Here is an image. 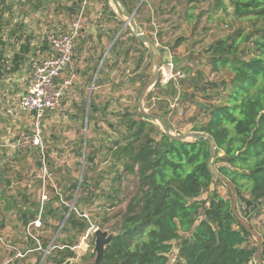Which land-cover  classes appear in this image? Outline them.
I'll use <instances>...</instances> for the list:
<instances>
[{
    "label": "trees",
    "instance_id": "trees-1",
    "mask_svg": "<svg viewBox=\"0 0 264 264\" xmlns=\"http://www.w3.org/2000/svg\"><path fill=\"white\" fill-rule=\"evenodd\" d=\"M95 1L102 3L111 17L117 18L116 12L110 8L112 0ZM202 1L187 0V3L192 7ZM44 3L45 0H0V83L7 76L21 71L32 52V35L17 36V30L25 27L23 19L15 18L17 7L28 6L29 10L39 12L45 9ZM122 3L130 13L134 12L133 0H122ZM215 3L223 4L222 0H215ZM229 3L233 20L247 22L250 28L241 25L232 34L216 40L207 50L213 71L227 69L231 77L223 81L221 90H214L206 97L210 104L208 107L203 105L207 122L197 125L191 132L213 137L217 148L214 166L234 185L238 212L264 242V223L260 229L253 224L254 218L264 216V0H229ZM79 7L74 4L70 10L73 12ZM14 21L17 29L13 28L9 34L16 38L19 51L14 52L9 60L6 58L4 33ZM129 40L144 47L137 64L139 69L148 49L134 34ZM181 42L182 39L178 40L172 49L178 48ZM148 67L145 65V70ZM138 77L141 92L148 79L142 71ZM174 82L167 84L166 89L157 83L155 88L164 99L158 101V110L148 108V113L159 116L170 132H174L167 120L173 112L170 100L185 96V93H178ZM208 86L217 89L219 85L207 83L200 92H208ZM153 95V92L149 93L146 100L150 102ZM97 111V105L91 102L88 123ZM119 116L124 135L111 149V158L116 164H122L125 175L135 180V186L133 189L126 187L124 191L116 189L105 196L109 203L121 205L126 200L127 203L123 211L112 216L106 214L99 225L103 229L110 221L114 222L110 227L112 239L106 246L101 264H170L174 243L177 244L174 264H256L257 241L235 217L228 187L227 197L214 188L216 184H226L208 170V142L205 139L181 141L170 138L154 124L153 119L141 115L138 107L134 113L127 108ZM84 143L89 149L90 141ZM85 157L87 164L93 165L97 153L93 151ZM90 186L85 171L79 207L93 204L96 195L86 191ZM208 192V197L201 199ZM73 199V195L68 197V200ZM68 211L66 208L65 213ZM91 224L85 212H78L76 207L62 229V232L72 233L69 242L63 243L62 249L55 248L49 259L55 264H65L73 258L71 248L74 241L88 232ZM49 245V241L43 240L39 244L37 240H31L34 251H45ZM262 259L264 263V243ZM93 264H97L96 261Z\"/></svg>",
    "mask_w": 264,
    "mask_h": 264
},
{
    "label": "rangeland",
    "instance_id": "rangeland-1",
    "mask_svg": "<svg viewBox=\"0 0 264 264\" xmlns=\"http://www.w3.org/2000/svg\"><path fill=\"white\" fill-rule=\"evenodd\" d=\"M109 3L110 8L117 15V19L113 18L110 21H116L119 29L124 27V35L129 34L128 39L132 38L134 34L132 28L129 25H125L127 19L123 17L118 6L113 1ZM222 3L219 6V4L215 3V0H204L191 7V5L188 6L187 0H133L131 5L134 8L135 18L142 32L150 40L155 41L156 47L163 54L160 78L157 83L161 84L165 89L167 84L172 83V81L164 83V77L167 74V61L170 59L173 64V73L178 75L177 80H173L176 83L177 91L178 93H185V96L181 97L180 100L173 98V100H170L173 112L167 116V120L173 127L174 132L172 134L174 135H177V133L183 135L193 133L191 130L194 127L207 122V111L203 105L208 107L210 104H208L209 100H206V97L211 96L214 90H221L223 81L231 77L227 69H222L220 72L213 71L211 57L207 53L209 47L219 38L232 34L241 25L248 29L250 28V24L247 22L233 20V10L229 0H222ZM44 5L46 6L45 9L39 12L29 10L28 6H18L16 9V20L23 19V25L25 26L23 30H17V36L19 37L24 33L25 35H32V52L29 54L30 57L26 62L27 66L25 68L28 75L31 73L32 64L45 58L44 55L39 53L42 52L40 50L41 47H45L47 44V36L60 30L66 29L68 31L71 25L78 21L76 17L71 18L67 25L68 17L63 16V11L69 6L61 4L59 0H45ZM96 9H99L103 15H110V11L105 10L102 3L86 0V3H82V27L85 22L83 21L84 16L89 13H96ZM188 15H191V17L189 18ZM13 28L17 29L15 21L10 24L9 30L7 29L4 33V38L7 41L6 53L8 59L12 57L14 51H19L16 38L9 34ZM130 29L132 33H130ZM180 39H182L181 45L176 49H172L174 44ZM127 42L129 50L136 48L137 52L134 50L135 53L133 55L138 60L137 56L142 54L144 47L128 40ZM151 56H148V59L143 64L144 70L145 65H149L145 70V77L148 80L151 79L155 72L156 57L153 54ZM137 60L132 64L133 67L128 66L127 63L125 68H123L125 69L123 70L124 73L127 71V75L136 73L132 77L134 80L133 84H120L118 91L115 93L107 92L103 89L95 94V91L92 90L91 100L92 103L96 100L98 101L96 103L98 111L94 118L92 117L93 120L91 119L90 123H88L89 112L80 116L77 115L75 117L77 120H73L72 114H66L67 110H64L63 102L64 98L69 94L68 91L57 112L45 117L46 119H42L40 129L44 146L43 152L40 150L39 155H37L39 157L37 159L39 165L36 169L32 167L35 170L28 179L31 185L32 183H34V186L36 185L32 189L31 195L27 196L30 201L23 204L20 195L15 200L13 196L9 195L11 193L17 195L22 191L28 193L22 188L14 187L13 189H8L5 186L0 188V196L2 197L0 203V264H55L49 259L50 253L57 247L62 249L63 243H68L72 234L70 232H62V229L66 226L69 214L65 213V209H70V212H72L76 210V207L78 212H82V210L85 212L92 224L88 232L76 238L71 248L73 258L68 259L65 264H93L96 261L95 231L102 230L109 235L110 227L114 222L110 221L103 229L99 228V225L103 223L106 214L112 216L123 211L127 203V200L121 205L117 202L109 203L105 196L113 190L124 191L126 187L133 189L135 186V180L131 176L125 175L122 164H116L111 158V149H114L115 142L121 141L124 135V128H120L121 116L119 115L125 113L127 108H129V112L134 113L136 107H138L141 93V82L138 75L142 71V64L137 69V64L139 63ZM8 81H10L8 76L1 80L0 99L2 96L1 91L9 86ZM207 83H216L219 86L217 89L215 87L212 89L211 86H208V92L202 94L200 88ZM98 85L97 81L95 86L97 87ZM151 92L154 93L153 99L150 102L146 98L144 100L146 112H149L148 108L158 110V101L164 99L155 86L149 91V93ZM176 100L179 103V108H177ZM17 102V97L11 99V107L18 109L17 111L21 114L20 118L22 120H28L25 118L26 115L21 113ZM104 105L108 106L106 111H102ZM1 108L2 106H0ZM1 117L3 119L9 118ZM5 123L9 126L8 121H4L3 124ZM154 124L160 127L157 122H154ZM31 130H34L32 121L31 124H19V128L13 125L12 136L17 137L20 132H30ZM85 140L90 141L89 149L85 148ZM188 141L193 140L188 139ZM93 151L97 153L96 161L93 165L87 164L85 155L87 156ZM49 161L53 163L51 168L48 166ZM85 171L91 181V186L86 191L92 192L96 197L93 204L89 205V207L88 205L82 207V204L79 207L80 201L82 202L80 200L82 197L80 194V189H82L80 183H82ZM2 175L0 172V176ZM49 175L51 180H49L50 177L48 179ZM99 177H101L100 184L97 186ZM43 179L53 192L52 198L49 196L51 210L48 211L45 205L42 213L43 221L38 219L36 221H39L40 224H36V221L32 224H26L21 217L22 208L29 202L32 204L38 203L37 195L42 187ZM75 185H77L76 189H74ZM214 186L222 196L227 197V186L219 184ZM208 194L209 192L204 193L201 199H206ZM70 195L74 196L72 201L68 200ZM39 197L42 199V195ZM62 201H64L65 205L62 204ZM27 214H31V212H27ZM263 223L264 216L253 219V224L259 229ZM32 239L37 240L39 244L43 240L49 241V248L45 251L32 250ZM92 254H95L93 258L90 257ZM176 257L177 244L174 243V250L169 256L170 264L175 263ZM84 260H88V262H84Z\"/></svg>",
    "mask_w": 264,
    "mask_h": 264
},
{
    "label": "crops",
    "instance_id": "crops-1",
    "mask_svg": "<svg viewBox=\"0 0 264 264\" xmlns=\"http://www.w3.org/2000/svg\"><path fill=\"white\" fill-rule=\"evenodd\" d=\"M81 1L82 0L75 4L77 6H80L79 9L72 12L70 10L71 5H67L69 7H67V9L63 11V16L68 17L67 25L69 24L71 18L76 17L78 18V21H80L79 35L75 41L73 63L64 72L60 80L61 83H68L67 91L69 94H67L66 98H64L65 100L63 99V108L64 110H67V115L72 114L73 120L77 115L80 116L83 113L89 112L90 104L92 102V90L95 91V94L99 93L100 90L102 91L103 89H105L107 92L115 93L116 91H118L120 84H133L134 80L132 79V77L136 73L127 75V71L126 73H124L123 70L125 69L123 68H125V65H127V63L128 66L130 65V67H133L132 64H134V62L137 60L133 55L135 51L128 49L127 40L130 41L128 39L129 34L124 35V27L119 29L116 21H110V19H113V17H111L110 15H103L102 12L99 11V9H96V13H89L84 16L83 21L85 22L82 27ZM95 3L99 2L95 1ZM58 32H66V29L60 30ZM45 47H41L40 50L42 52L39 54L44 55L45 58H47L51 55V52L49 45H47L48 48ZM44 49H46L45 52ZM14 52L12 53V57H10L9 60L13 58ZM149 53V49L147 54L143 53V62L141 63V70L143 75L145 74L143 64L148 59ZM141 56L142 54L137 56V62L141 61ZM29 57L30 56L28 55V60ZM6 58H8L7 53ZM26 62L23 64L21 71L14 75L8 76L10 78V81H8L9 83L7 82L9 86L1 91L2 96L0 99V106H2V108L0 109V172L5 175L4 177H2L3 175L0 176V188L5 186L8 187V189H13L14 187H16L28 191V193L22 191L17 195H14V193L9 194L11 197L13 196L14 200L18 199V196L20 195V199L23 201V204L27 201H30L27 196H30L32 193V189L36 187V185H33L34 183H32L31 185L30 180L28 179L31 177V174L39 165V162L37 161L39 157H37V155H39V151L41 150L31 149L18 151L14 147L16 137L12 136L13 125L19 128V124H31L32 121L31 117L24 113L19 106L20 99L22 95L27 91L30 83V75L27 74V70L25 69L27 66ZM97 81L99 85L96 87L95 84ZM14 97L18 98V108L20 109L21 113H24L26 115L25 118H27L28 120H26L25 118V120H22V118H20L21 114H19V112L17 111L18 109L15 107H11V99H13ZM97 102V100L94 102V106H96ZM105 107L108 106L104 105L102 110ZM52 114L53 113H47L45 117L51 116ZM1 116L9 118L3 119ZM45 117L43 119H46ZM4 121H8L9 126L6 123L3 124ZM52 164L53 163L51 161L48 162V166L50 168ZM32 167H34L35 169H33ZM48 179L51 180L50 175L48 176ZM47 184L48 183L43 179L42 187L38 191L37 195V204H32L29 202L26 206H24V208H22L23 211L21 217L26 224H32L38 219L40 221H43L42 213L45 205L47 206L48 211L51 210V207L49 205L51 204L49 201V196H51L52 198L53 192L51 189H49ZM40 195H42V199H40ZM1 198L2 197L0 196V203ZM62 204L65 205L64 201H62ZM28 206L30 207L28 208ZM27 212H31V214H27ZM67 213L70 214V209Z\"/></svg>",
    "mask_w": 264,
    "mask_h": 264
},
{
    "label": "built area",
    "instance_id": "built-area-1",
    "mask_svg": "<svg viewBox=\"0 0 264 264\" xmlns=\"http://www.w3.org/2000/svg\"><path fill=\"white\" fill-rule=\"evenodd\" d=\"M63 5H74L80 0H59ZM86 3V0L81 1ZM80 21L71 25L66 32H53L47 36V43L51 55L32 64L30 83L27 91L20 99L21 110L32 119L34 130L32 132H20L14 142L18 151L31 149L43 150L41 136V121L47 113H54L60 107L66 95L68 83H61L64 72L72 65L75 49V41L79 35ZM164 70V69H163ZM167 74L164 83L177 80L178 75L173 73L171 60L167 61ZM177 102V107L179 103ZM36 224H40L36 222Z\"/></svg>",
    "mask_w": 264,
    "mask_h": 264
},
{
    "label": "water",
    "instance_id": "water-1",
    "mask_svg": "<svg viewBox=\"0 0 264 264\" xmlns=\"http://www.w3.org/2000/svg\"><path fill=\"white\" fill-rule=\"evenodd\" d=\"M119 8L120 12L122 13L123 17L127 19L126 26L129 25L132 28V31L134 35L136 36L137 40L144 44L151 54H153L156 57L155 62V72L151 79L148 80L146 85L143 87L139 101H138V112L143 115L147 116L151 119H153L155 122H157L163 133L167 135L170 138L181 140V141H187L188 139L192 140H200L205 139L209 144V160H208V170L209 172L218 180L222 181L226 184V186L229 189V192L231 194L232 198V210L235 215V217L238 219V221L242 224V226L253 235L255 240L257 241V251H256V264H264L262 259V250H263V238L262 236L252 227V225L238 212L237 210V194L234 188V185L231 183L229 179H227L224 175H222L217 168L214 166V159L216 155V143L212 136L205 134V133H188V134H181V135H174L170 130L168 129L165 122L157 115L155 114H149L144 109V100L146 96L148 95L149 91L153 86H155L160 78V71H161V65L163 60V54L161 51L156 47L155 43L150 40L147 36L144 35L141 28L138 26L135 15L136 13H130L122 3V0H112ZM156 52V53H155ZM170 60V59H169ZM167 88V87H166ZM81 184V183H80ZM96 236V263L101 264V261L105 254L106 246L109 245L112 239V235H107L106 232L102 230L95 231Z\"/></svg>",
    "mask_w": 264,
    "mask_h": 264
},
{
    "label": "flooded vegetation",
    "instance_id": "flooded-vegetation-1",
    "mask_svg": "<svg viewBox=\"0 0 264 264\" xmlns=\"http://www.w3.org/2000/svg\"><path fill=\"white\" fill-rule=\"evenodd\" d=\"M148 49V48H147ZM150 52V51H149ZM149 54H151V52L149 53Z\"/></svg>",
    "mask_w": 264,
    "mask_h": 264
}]
</instances>
